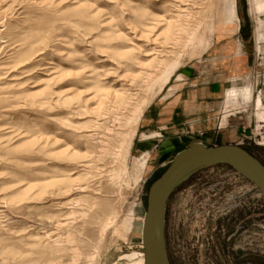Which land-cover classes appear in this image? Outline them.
<instances>
[{
    "label": "rangeland",
    "instance_id": "374dc122",
    "mask_svg": "<svg viewBox=\"0 0 264 264\" xmlns=\"http://www.w3.org/2000/svg\"><path fill=\"white\" fill-rule=\"evenodd\" d=\"M235 77L248 87L225 110ZM194 86L223 93L218 130L246 118L229 145L264 165L254 0H0V264H143L149 188L191 133L141 123ZM255 187L226 166L182 182L166 209L171 263L264 264Z\"/></svg>",
    "mask_w": 264,
    "mask_h": 264
},
{
    "label": "water",
    "instance_id": "95a60500",
    "mask_svg": "<svg viewBox=\"0 0 264 264\" xmlns=\"http://www.w3.org/2000/svg\"><path fill=\"white\" fill-rule=\"evenodd\" d=\"M212 166L229 167L254 184L264 199V165L244 148L236 145L211 147L196 143L181 151L148 191L142 230L145 264H172L166 240L168 201L188 177Z\"/></svg>",
    "mask_w": 264,
    "mask_h": 264
},
{
    "label": "crops",
    "instance_id": "0c3cea01",
    "mask_svg": "<svg viewBox=\"0 0 264 264\" xmlns=\"http://www.w3.org/2000/svg\"><path fill=\"white\" fill-rule=\"evenodd\" d=\"M222 96L223 93L215 90L208 91V88L205 87L194 86L186 92L183 89L166 102L151 107L142 120L140 130L165 132L166 130L174 131L185 127L184 132L191 133V135L184 136L185 146L180 151L188 149L196 143L211 147L229 145L240 138V126L246 122V118L241 117L239 120H234L231 115L226 116L224 118H229V125L236 127L237 130H218L217 114H221L222 111L218 100L222 99ZM240 98H243L242 94ZM225 99L226 94L224 97L226 110L228 106L225 104ZM238 106H241V102ZM172 139L177 140L175 136ZM178 139L182 144V138L178 137ZM169 156L170 154L163 153L161 161L166 160Z\"/></svg>",
    "mask_w": 264,
    "mask_h": 264
},
{
    "label": "bare ground",
    "instance_id": "6f19581e",
    "mask_svg": "<svg viewBox=\"0 0 264 264\" xmlns=\"http://www.w3.org/2000/svg\"><path fill=\"white\" fill-rule=\"evenodd\" d=\"M254 6H255V8L258 11H264V0H254ZM224 14H225V17H226V20H227V24L225 26H227V27L230 28V32L231 33H237L238 30H239V27L232 25V23H233V16H234V9L227 2L225 3V6H224ZM220 31H221V29H220ZM237 55L239 56L241 54H237ZM176 67H177V65H175L172 70H174ZM247 87H248V84L246 82H243V81L239 82L237 80V78L235 77V79L233 80L232 86L227 89L225 104L228 107L229 106H238L240 104L239 100H240L241 92L245 91L244 89H247ZM144 218H145V216H144ZM143 224H144V220H143ZM142 230H143V228H142ZM142 246H143V244H142ZM142 256L144 258L143 264H145L144 251L142 253Z\"/></svg>",
    "mask_w": 264,
    "mask_h": 264
},
{
    "label": "built area",
    "instance_id": "2783aa9c",
    "mask_svg": "<svg viewBox=\"0 0 264 264\" xmlns=\"http://www.w3.org/2000/svg\"><path fill=\"white\" fill-rule=\"evenodd\" d=\"M235 172V171H234ZM236 173V172H235ZM237 175H239L238 173H236ZM240 176V175H239ZM241 178H243L242 176H240ZM255 188H257V187H255ZM257 190L259 191V189L257 188ZM261 193V192H260ZM261 196H262V194H261ZM262 198H263V196H262Z\"/></svg>",
    "mask_w": 264,
    "mask_h": 264
}]
</instances>
